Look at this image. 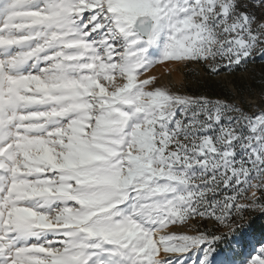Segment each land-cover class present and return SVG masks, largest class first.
I'll return each instance as SVG.
<instances>
[{
	"label": "snow or ice",
	"instance_id": "6c2138e0",
	"mask_svg": "<svg viewBox=\"0 0 264 264\" xmlns=\"http://www.w3.org/2000/svg\"><path fill=\"white\" fill-rule=\"evenodd\" d=\"M165 62L259 65L261 103ZM253 214L264 0H0V264H264Z\"/></svg>",
	"mask_w": 264,
	"mask_h": 264
},
{
	"label": "rangeland",
	"instance_id": "374dc122",
	"mask_svg": "<svg viewBox=\"0 0 264 264\" xmlns=\"http://www.w3.org/2000/svg\"><path fill=\"white\" fill-rule=\"evenodd\" d=\"M256 68L255 82L248 78L250 74L238 72L235 76L209 77L199 65L184 66L165 62L157 64L145 75L155 76L163 84L175 88H184L192 91H212L221 95L220 87L227 88L233 92L239 91V99L244 103H261L259 98L260 66ZM261 195V193H257Z\"/></svg>",
	"mask_w": 264,
	"mask_h": 264
},
{
	"label": "trees",
	"instance_id": "16d2710c",
	"mask_svg": "<svg viewBox=\"0 0 264 264\" xmlns=\"http://www.w3.org/2000/svg\"><path fill=\"white\" fill-rule=\"evenodd\" d=\"M219 90H220V92H222L221 95H224L225 93H231V91L229 89L224 88V87H220ZM208 92H210L214 95H217V93H214L212 91H208ZM252 218L254 220V224H255V227L257 229V232H259L261 230V228L264 227V218H260L258 216V214H253Z\"/></svg>",
	"mask_w": 264,
	"mask_h": 264
}]
</instances>
